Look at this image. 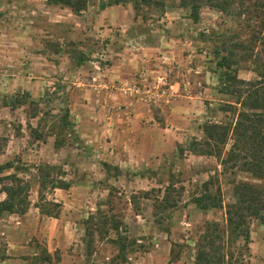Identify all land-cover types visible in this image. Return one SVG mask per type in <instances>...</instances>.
<instances>
[{
	"label": "rangeland",
	"instance_id": "obj_1",
	"mask_svg": "<svg viewBox=\"0 0 264 264\" xmlns=\"http://www.w3.org/2000/svg\"><path fill=\"white\" fill-rule=\"evenodd\" d=\"M109 1L88 0L74 14L46 0H0V48L7 49L9 36L14 48L17 41L30 48L11 53L17 65L12 75L0 65V187L15 184L9 174L29 183L27 213L0 218V237L18 248L14 264H192L204 223L224 221V209L200 210L193 202L203 182L220 190L224 204L233 200L234 180L259 182L187 149L203 138L204 123L234 120L233 112L220 110L235 101L218 91L222 42L230 47L232 36L240 35L236 41L252 54L237 55L231 71L239 78L255 80L254 70L264 72V9L253 5L264 0H242L246 7L235 3L230 14L200 5L196 22L182 0ZM146 41L182 45L188 59L178 52L158 76L137 75L134 83L102 78L115 47H128L132 60L134 47ZM40 52L61 63L57 71H39ZM82 58L85 71L77 67ZM126 107L136 120L129 131L118 129L129 117L122 116ZM48 137L44 159L36 158L34 144ZM5 163L11 167L2 169ZM41 164L54 166L52 175L72 184L65 199L63 191L45 190L48 199L65 202L57 219H42L35 210ZM86 228L92 231L90 254ZM119 237L128 245L123 254ZM250 240V264H264V225L258 220L250 223ZM55 244L63 247L47 259Z\"/></svg>",
	"mask_w": 264,
	"mask_h": 264
},
{
	"label": "trees",
	"instance_id": "obj_2",
	"mask_svg": "<svg viewBox=\"0 0 264 264\" xmlns=\"http://www.w3.org/2000/svg\"><path fill=\"white\" fill-rule=\"evenodd\" d=\"M48 4H59L69 7L74 14L82 12L88 0H46ZM122 0L109 1L108 5L119 4ZM237 3L246 7L242 0H182V5L191 7L193 21L199 19V7L205 5L209 8L230 14L233 5ZM264 9V2L253 4ZM137 12V7L134 6ZM249 12V10H248ZM264 25V20L261 22ZM240 35H233L235 41L230 47L225 41L217 49V54L225 53L217 62L224 70L219 75V89L223 94L235 97L233 103H227L220 110L233 112L232 122H206L202 125L203 138H194L187 151L192 154L220 159V165L225 169H237L250 173L259 179L258 183L234 180L233 200L224 204L220 190L213 191L211 181L206 180L202 189L193 197V202L200 210L224 209V221H206L202 232L198 235L194 247L192 264H250V223L258 220L264 225V72L254 70L259 78L245 80L239 78L231 71L237 61V55L244 59L252 57L248 51L243 52L244 42ZM85 59H80V65ZM67 115V113H66ZM64 118L67 119V116ZM228 145V147H227ZM182 146L178 153L182 156ZM5 163L1 168H10ZM38 174V201L35 207L44 216L57 218L62 204L48 199L45 190L53 192L56 188L68 189L72 184L61 175L53 176L55 167L50 164H41L36 168ZM12 178L15 184L0 187V193L5 197L0 200V218L4 215L27 213L30 207L29 183L20 180L14 174L6 176ZM88 237V254L92 244V231L85 230ZM0 237V262L9 256L6 252L5 241ZM118 245L121 253L127 249L126 238L119 237ZM48 253V252H47ZM50 254H47L49 259Z\"/></svg>",
	"mask_w": 264,
	"mask_h": 264
},
{
	"label": "crops",
	"instance_id": "obj_3",
	"mask_svg": "<svg viewBox=\"0 0 264 264\" xmlns=\"http://www.w3.org/2000/svg\"><path fill=\"white\" fill-rule=\"evenodd\" d=\"M132 34V33H131ZM130 33H128V35H131ZM138 38L141 36L139 35V33L136 32V35ZM7 42V49L5 50L6 52H8V55L5 54V51L2 50V48H0V65L6 66V71L8 74H13L15 71V67L17 66L15 63V58L13 55H11V53H15L17 52L18 49H20L21 51H30V48H28V46H20L19 41H17V46L14 48L13 45H16V43L10 38V36L6 39ZM139 48H135L136 50H134V52L131 53V55H133L132 60H129L128 58V47H126L125 45L122 46V44H119L118 47H115V54L116 56H114L111 60V62L109 64H107L105 67H107L105 70L103 69V71L101 73H103V75H105L106 77H102L104 80L106 79V81H111V80H119L122 82H130V83H134L133 81H140V79H137L134 76H144L146 78L148 77H152V76H158V73H162L160 72V68H165L164 62L166 61L168 63V61L170 59H175L173 55H176V57L179 56L178 52H181L180 57L183 59H188L185 58V48L182 45L179 44H169L167 42H162L160 44V42H150V41H146V42H140L138 43ZM130 50V49H129ZM10 53V54H9ZM27 53V52H26ZM29 55V53H28ZM36 56V55H34ZM168 56V58H167ZM39 57L42 58L44 60L42 66L39 67V71L41 73H46V71H49L51 69V66H53V70L57 71V69L61 66V63H57L55 61L49 60L46 57H44V55H42V53L40 52ZM167 58L168 60H163V58ZM129 60V62H128ZM178 58L176 59V61L178 62ZM165 62V63H166ZM183 63V62H182ZM34 64V61H32V63H30V66L33 67L32 65ZM129 64H132L131 67L129 66ZM184 64V63H183ZM156 66V67H155ZM77 67L82 71L84 69V71L86 70V64H80L77 65ZM108 71V72H107ZM134 72V73H133ZM100 73V74H101ZM142 74V75H141ZM42 78H44L45 81H47L48 79L45 78V76H43ZM95 78V77H94ZM9 79V78H8ZM41 79H39L38 81H40ZM9 81V80H8ZM10 81H14V78H11ZM31 81V80H30ZM142 81V80H141ZM184 81V79L182 80V82ZM103 82V81H102ZM179 85V82L176 81L172 84H170V87ZM30 89V87L28 88ZM99 90V89H98ZM101 92V90H99ZM103 93L107 94V96L109 97H115V95H112V93H108L104 90H102ZM131 99L128 98V100L126 101V103H129ZM133 100V98H132ZM134 101V100H133ZM139 101L136 100V102ZM15 109V108H14ZM18 109V108H17ZM127 110L122 112V116H129L127 117L128 119H123V122H121L120 125H118V129L125 131H129V125L132 127V125L135 123L134 120L135 118H131V116L129 115L130 113V108L126 107ZM135 117H138V115L135 114ZM109 122H107L108 124L111 125V122L113 121V114L109 115ZM133 119V120H131ZM137 119V118H136ZM132 121V122H129ZM125 123V124H124ZM127 138V136H126ZM129 139V138H128ZM126 141H129V140ZM49 141H51V138L48 137L46 142H41V144L37 145L34 144L36 146V158L38 159H44L43 156V147L45 146V144H48ZM39 142V141H38ZM31 151H33L32 149H30ZM34 151V152H35ZM57 155V154H55ZM55 190L58 191H63L65 193V197L66 198V193H68V191H71V187H69L68 189H59L56 188ZM4 195V196H2ZM5 197L4 193H0V200L3 199ZM55 200V199H54ZM57 201V200H55ZM60 202V201H58ZM62 205H65V202H61ZM38 208L35 207V210ZM42 219H44L45 217L47 218H53V217H48V216H44L41 215ZM57 219V218H55ZM2 234H5L2 232ZM6 240V246H7V254H8V258L1 261L0 264H14L18 261V257L17 258H13L16 254L15 252L17 251V246L14 244V241L9 240L8 238H2ZM53 244V243H52ZM21 247V246H19ZM57 247H63L59 244H55V246H53V248L48 247L47 248V252L52 255V253L54 252V250ZM54 249V250H53ZM13 255V256H12Z\"/></svg>",
	"mask_w": 264,
	"mask_h": 264
}]
</instances>
